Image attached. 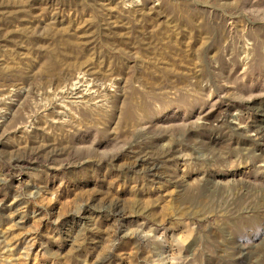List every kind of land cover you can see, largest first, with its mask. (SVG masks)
<instances>
[{
  "label": "rangeland",
  "instance_id": "374dc122",
  "mask_svg": "<svg viewBox=\"0 0 264 264\" xmlns=\"http://www.w3.org/2000/svg\"><path fill=\"white\" fill-rule=\"evenodd\" d=\"M0 264H264V0H0Z\"/></svg>",
  "mask_w": 264,
  "mask_h": 264
},
{
  "label": "bare ground",
  "instance_id": "6f19581e",
  "mask_svg": "<svg viewBox=\"0 0 264 264\" xmlns=\"http://www.w3.org/2000/svg\"><path fill=\"white\" fill-rule=\"evenodd\" d=\"M83 74V73H82ZM84 75V74H83ZM79 78V77H78ZM84 78V76H83ZM74 79V78H73ZM72 79V80H73ZM82 79V78H81ZM81 79H77V81H72V83L70 84H64V86L60 89L59 91V97L62 99V104L58 105L57 107H52L51 110H49V114L47 113V115H51L49 118L47 119V121L49 123H51L50 125H56V128H58L57 130H61L64 129L66 127V125L68 126L69 121H71V114L69 113L70 111H73V109L75 110H81V109H85L86 106H89V104L91 103L90 100H93L95 98H101L99 101V103L101 104H94L93 105L95 107H106V100L108 97L107 93H104L103 90L100 89V87L98 88L96 85L93 84H86L87 81L81 80ZM67 80V79H66ZM87 80V79H86ZM65 81V80H64ZM93 81V80H92ZM60 82V81H59ZM68 82V81H67ZM66 82V83H67ZM69 83V82H68ZM100 83V82H99ZM61 85V83H60ZM105 86V85H104ZM103 86V87H104ZM59 87V86H58ZM102 87V88H103ZM108 87V86H107ZM83 88V89H81ZM14 91V90H13ZM106 91V90H105ZM54 93V90H53ZM58 93V91H57ZM9 94V93H8ZM15 95L14 92H12L10 95H8L7 97L11 98ZM55 95V94H54ZM54 97V96H52ZM95 97V98H94ZM55 98V97H54ZM105 98V99H104ZM43 100V99H42ZM98 100V99H96ZM106 100V101H105ZM49 99L46 101L48 103ZM52 101V100H51ZM59 101V100H58ZM98 102V101H97ZM58 104V103H57ZM60 104V103H59ZM92 104V103H91ZM108 105V104H107ZM51 106V105H50ZM56 106V104L54 105ZM44 107V106H43ZM93 107V106H92ZM108 108V107H107ZM46 109V107H45ZM43 110V108H42ZM87 110V108H86ZM90 110V108L88 109ZM96 110V108H95ZM110 110V109H109ZM45 111V110H43ZM42 111V112H43ZM51 111V112H50ZM93 111V108H92ZM104 115V114H103ZM108 115V114H107ZM47 117V116H46ZM239 120V119H238ZM74 122V121H73ZM27 129V128H24ZM23 129V130H24ZM28 130V129H27ZM247 132V131H246ZM249 132V131H248Z\"/></svg>",
  "mask_w": 264,
  "mask_h": 264
}]
</instances>
